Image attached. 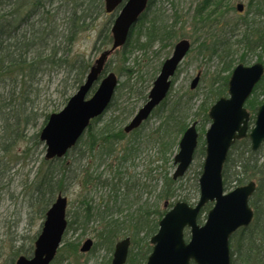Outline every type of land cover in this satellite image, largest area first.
<instances>
[{
  "label": "rangeland",
  "instance_id": "374dc122",
  "mask_svg": "<svg viewBox=\"0 0 264 264\" xmlns=\"http://www.w3.org/2000/svg\"><path fill=\"white\" fill-rule=\"evenodd\" d=\"M72 1L75 5L76 2L81 4L82 0ZM201 1L153 0L150 10L151 13L160 15L167 24L175 23V28L181 33L175 43L180 38H187L192 43L173 77V86L168 94V99L172 101L182 99L186 102L183 113L189 125L193 121L200 122L201 119L195 114L200 103L209 96L210 89L222 84V77L230 72L224 71V64L219 56L198 51V45L207 30L195 29L198 27L194 18L195 9ZM248 1L230 0L235 7L238 2L244 3L246 9ZM56 5H62V0H56L54 6ZM70 7L71 4L68 3L62 7V11ZM243 12L232 10L229 16L235 21ZM111 16L106 11L100 13L94 23L79 34L73 47L74 55H79L92 64L95 62L102 52L97 47L99 32ZM136 38L138 31L132 35L130 43L133 44ZM174 45L168 50L160 51H157L158 44L149 50L138 47L125 60L126 63L122 51H115L108 59L105 74L114 71L120 84L128 77L123 69L124 65L135 67L142 74L157 66V77L163 62L172 54ZM240 54L241 51H237L234 55L235 66ZM256 61L257 56L249 54L245 64L250 65ZM197 74L200 75V80L195 88H191L192 80ZM216 77L219 79L214 82ZM35 84L38 95L35 98L32 94L35 87L32 86L30 100L26 103L20 87L0 85V105L4 110L0 114V264H11L12 261L15 263L23 254L27 257L33 255L46 212L59 193L68 199L67 219L73 223L72 226L68 225L52 264H110L116 243L126 236H131L129 256L132 251L143 253L148 250L149 245L153 246L150 239L154 233L147 237L146 229L152 227L158 217V212L155 211L166 209L165 203L170 202L161 195L162 177L165 173L173 176L176 169L174 162L170 164L162 161L158 144L149 137V133L161 122L160 114L164 112L152 114L141 135L127 133L110 152L109 144L101 142L92 155L82 156L80 153L85 150L89 137L87 131L75 151L71 150L60 158L48 159L47 146L40 139V133L47 123V117L62 110L77 91L75 72L59 67L48 69L38 76ZM259 94V99H264L263 92L260 91ZM117 96L115 104L94 125L95 131L102 129L105 124H110L113 131L124 128L146 102L138 100L133 92L123 87L118 88L115 97ZM254 116L256 118V113H251L250 127L254 125ZM25 117H29L27 122ZM17 118H22L19 131L16 130ZM210 124L211 122L207 124L206 130ZM182 134L178 136V142ZM202 141H205V133ZM130 142H134L137 148L131 157L126 152L123 154ZM178 142L173 157L178 151ZM125 155L129 158H125ZM261 160L264 161V158ZM203 163L204 157H196L185 175L175 179L178 180L179 193L187 194L191 204H196L200 197L199 177ZM50 164L58 173V183H54L56 187L53 189H49L43 181L44 172ZM208 211L202 213V223L205 222ZM140 216L148 217V221L143 219L149 224L144 231L134 235V225ZM88 238L93 240V246L89 251H82L81 247ZM129 256L125 264H133L129 261ZM134 264H137V260Z\"/></svg>",
  "mask_w": 264,
  "mask_h": 264
},
{
  "label": "trees",
  "instance_id": "16d2710c",
  "mask_svg": "<svg viewBox=\"0 0 264 264\" xmlns=\"http://www.w3.org/2000/svg\"><path fill=\"white\" fill-rule=\"evenodd\" d=\"M55 1L0 0V85L20 87L24 103L30 100L32 86H35L32 89V94L35 98L37 97L38 87H36L35 82L38 80V76L46 70L59 67L64 68V70L70 69L71 72L74 71L78 88L84 82L92 66L90 61H86L79 55H74L73 47L79 34L92 25L98 15L105 11V0H82L84 3L82 1L81 4L76 2L75 5L72 0H62V5L54 6ZM152 1L150 0L148 8L141 14L138 23L132 28L127 42L116 49V51H122L124 61L138 47L149 50L158 44L157 51L168 50L181 35L180 31L175 28V23L167 24L159 17L160 15L150 12ZM68 3L71 4V7L63 12L62 7ZM232 10H236V7L232 5L230 0H202L195 9L194 18L198 24V27L195 28L196 31L207 29L203 40L198 45L199 53L208 52L210 56H219L223 61L224 71H230L228 75L222 77L221 85L210 89L209 96L207 95L200 103L195 113L201 119L198 122V124L200 123L198 126L200 136L195 158L206 155L205 141H202V136L206 131L207 124L211 122L209 110L211 105L220 97L228 95V81L235 67V53L241 51L239 62L246 63L248 55L254 54L257 56V61L264 63V0H249L247 9L245 8L235 21L229 16ZM117 11L118 9H116ZM114 15L112 14L109 22L99 32V45L97 47L101 51L112 46L113 35L110 31V24ZM136 31H138V38L132 44L130 41ZM107 65L103 74L107 71ZM123 69L128 77L126 81L120 82L116 92L120 87L127 88L136 95L138 100L146 101L156 78L158 67L146 70L145 74H142L135 67L124 65ZM218 79L219 77L214 78V82ZM260 91L264 94V75L246 102V106L252 114L256 113L259 105L264 102V99H259ZM115 96L110 106L115 104L118 98ZM32 101H34V97ZM185 105L186 102L182 99L172 101L167 97L152 113L164 112L160 114L161 122L159 125L149 133V137L158 144L159 156L163 162H170V164L174 162L173 154L178 136L189 126L183 113ZM3 111L0 105V114ZM101 117L102 115L92 120L87 129L89 137L85 143V150L80 153L82 156L84 154L92 155L101 142L109 144L110 152L118 142L127 136L124 128L113 131L110 124H105L102 129L95 131L94 125ZM28 118L25 117L24 120L27 122ZM48 118L49 116L47 120ZM17 120L16 130L19 131L22 118H17ZM146 122L133 130L131 135H141ZM83 137L84 135L67 154L78 148ZM263 145L255 151L252 149L249 137L237 140L231 147L224 165L223 176L226 190L248 183L253 179L257 180L256 190L250 197V205L255 212L254 219L248 226L241 227L232 234L230 238L231 264H264V161L261 160L264 158ZM135 149L137 148L134 142H130L127 148L123 150V154L126 152L131 157ZM129 157L125 155V158L128 159ZM57 177L58 173L50 164L44 172L45 179L43 180L49 189L56 187L54 183H58ZM162 179L161 195L170 201L169 207L180 199L189 201L190 197L187 194L179 193L178 180H175L172 175L165 173ZM40 186L39 183L38 188ZM179 196L182 197L179 198ZM212 206L213 203L208 202L202 208L199 222H202V213ZM166 211L167 209L155 211V213L158 212V217L149 229H146L149 224L146 222L148 217H138V222L134 225V235L139 234L144 229H146L147 237L157 232L159 220ZM72 223L69 221L68 225L72 226ZM188 233L189 231L186 230L185 235L187 237ZM147 244L149 245L148 242ZM152 248L153 246L149 245L148 250L143 253L132 251L129 261L134 264L137 260V264H144ZM11 264H15L14 261ZM191 264L196 263L192 262Z\"/></svg>",
  "mask_w": 264,
  "mask_h": 264
},
{
  "label": "water",
  "instance_id": "95a60500",
  "mask_svg": "<svg viewBox=\"0 0 264 264\" xmlns=\"http://www.w3.org/2000/svg\"><path fill=\"white\" fill-rule=\"evenodd\" d=\"M148 2L149 0H105L108 13L122 5L111 26L112 46L100 53L84 82L69 98L64 108L49 115L40 133V139L47 146L46 158L63 157L77 144L91 121L108 109L116 93L119 78L114 71L100 77L109 56L127 42L132 27ZM244 8L242 2L237 3L238 11H243ZM191 45L187 38H181L175 43L172 54L163 62L153 82L147 101L125 125L124 130L127 133L140 127L167 97L172 76ZM263 75L264 63L261 61L250 65L239 62L233 68L228 82V96L220 97L209 110L211 124L205 133L206 156L199 177V200L194 205L178 200L166 211L159 221L158 231L150 239L153 250L145 264H191V261L196 264H231L230 237L254 219L250 197L256 189V181L225 190L223 169L229 151L237 140L249 137L255 151L264 143V102L258 107L251 128V116L246 107L247 100ZM199 80L200 75L197 74L191 88H195ZM97 81L98 85L92 91ZM90 93L92 94L89 96ZM198 142L197 121H194L180 139L179 149L174 157V164L177 166L174 179L185 175L190 168ZM67 202V197L62 193L57 196L46 212L33 255H20L15 264H51L68 225ZM208 202H214V205L205 222L200 223L198 216ZM167 204L166 202L165 205ZM186 228L190 231L188 240L185 237ZM130 242L131 238L127 236L116 243L111 264L126 263ZM92 246L93 240L88 238L81 250L89 251Z\"/></svg>",
  "mask_w": 264,
  "mask_h": 264
}]
</instances>
